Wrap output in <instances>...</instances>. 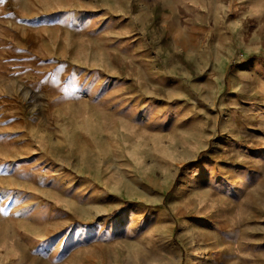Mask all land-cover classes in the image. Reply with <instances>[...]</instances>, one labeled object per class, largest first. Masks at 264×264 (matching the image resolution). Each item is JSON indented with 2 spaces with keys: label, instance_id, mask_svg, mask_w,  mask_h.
<instances>
[{
  "label": "rangeland",
  "instance_id": "374dc122",
  "mask_svg": "<svg viewBox=\"0 0 264 264\" xmlns=\"http://www.w3.org/2000/svg\"><path fill=\"white\" fill-rule=\"evenodd\" d=\"M162 242L264 264V0H0V264Z\"/></svg>",
  "mask_w": 264,
  "mask_h": 264
},
{
  "label": "crops",
  "instance_id": "0c3cea01",
  "mask_svg": "<svg viewBox=\"0 0 264 264\" xmlns=\"http://www.w3.org/2000/svg\"><path fill=\"white\" fill-rule=\"evenodd\" d=\"M152 234L151 233H145L142 234L141 236H136L135 238H133V240L130 241V239H127V247H130V244L134 245L135 247H139L142 250L141 251H147V249H145V246L147 245V241L151 238ZM168 237H164V239H167ZM164 242H162L159 247H158V252H157V256H151V257H147V259H150L151 262H154L156 264H164V261L168 260V257L170 255L169 251H170V247L168 246H164L163 244ZM132 247V246H131ZM116 247H113V249H115ZM115 251H117V255H122L125 254L124 252H120L121 250L115 249ZM129 254V253H128ZM128 254L126 255V257H128ZM146 258V257H145ZM145 260V259H144ZM148 264V263H147ZM168 264V263H166Z\"/></svg>",
  "mask_w": 264,
  "mask_h": 264
}]
</instances>
